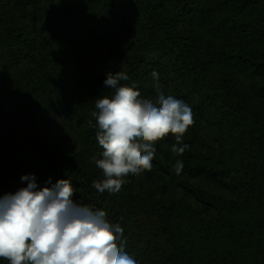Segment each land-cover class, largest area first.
Wrapping results in <instances>:
<instances>
[{
    "label": "trees",
    "instance_id": "obj_1",
    "mask_svg": "<svg viewBox=\"0 0 264 264\" xmlns=\"http://www.w3.org/2000/svg\"><path fill=\"white\" fill-rule=\"evenodd\" d=\"M154 71L193 111L189 147L170 134L151 171L101 194L95 100L124 72L155 101ZM24 176L69 180L137 264H264V0H0V198Z\"/></svg>",
    "mask_w": 264,
    "mask_h": 264
},
{
    "label": "clouds",
    "instance_id": "obj_2",
    "mask_svg": "<svg viewBox=\"0 0 264 264\" xmlns=\"http://www.w3.org/2000/svg\"><path fill=\"white\" fill-rule=\"evenodd\" d=\"M155 101L134 87L121 86L124 72H109L104 86L111 97L95 100L92 112L98 124L97 140L102 158L93 157L103 179L93 181L101 194L118 193L125 177L151 171L154 145L170 134L171 151L183 155L189 147L183 138L195 123L191 107L173 95H165L158 73H152ZM177 161V175L183 170ZM27 187L0 198V259L8 264H137L124 250V230L109 223L106 212L73 201L69 180L38 190L34 176H24ZM120 241L118 244L117 241Z\"/></svg>",
    "mask_w": 264,
    "mask_h": 264
},
{
    "label": "rangeland",
    "instance_id": "obj_3",
    "mask_svg": "<svg viewBox=\"0 0 264 264\" xmlns=\"http://www.w3.org/2000/svg\"><path fill=\"white\" fill-rule=\"evenodd\" d=\"M53 133H54V136H56V137H61L63 139L66 137V135L63 133V131H60V129H54Z\"/></svg>",
    "mask_w": 264,
    "mask_h": 264
}]
</instances>
